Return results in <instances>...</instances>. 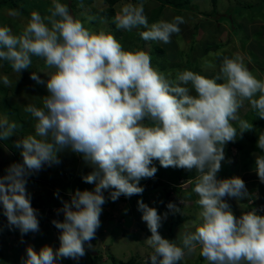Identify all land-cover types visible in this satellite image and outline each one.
<instances>
[{
  "label": "clouds",
  "instance_id": "obj_1",
  "mask_svg": "<svg viewBox=\"0 0 264 264\" xmlns=\"http://www.w3.org/2000/svg\"><path fill=\"white\" fill-rule=\"evenodd\" d=\"M49 12L42 16L32 11L18 35L0 26V60L8 61L14 72L29 69L32 57L52 69L43 72L47 81L31 73L32 80L46 84L48 95L42 97V106L24 108L35 120L34 133L15 142L23 162L12 163L0 176V205L9 227L21 236L39 232L38 210L26 189L28 177L45 164H59L57 154L65 149L81 154L91 166L82 179L94 189H77L70 201H62L57 212L63 221H52L61 230L60 246L46 244L39 251L28 246L20 264H59L62 258L83 257L85 244L92 247L100 227L102 206L121 195H141L140 181L154 178L158 171L154 161L164 168L195 169L194 192L201 211L195 231L183 234L180 247L158 231L168 212L162 216L138 201L151 232L145 242L152 252L145 264H178L185 249L191 253L197 245L208 264H264V215L255 209L248 212L247 203V211L234 216L226 198H246L245 182L238 176L217 178L224 145L253 128L238 115L245 101L264 119V79L248 70L240 54L223 56L212 78L182 70L169 79L152 65L148 52L125 50L110 32L85 28L60 0H52ZM113 22L125 31L146 29L139 32L142 40L164 44L171 43L173 34L181 31L179 25L186 23L177 15L170 22L149 24L143 3L124 4ZM2 82L12 85L6 75ZM16 128V123L0 117V140H7ZM257 147L264 151V133ZM256 172L264 183V156H256ZM167 208L180 212L171 202Z\"/></svg>",
  "mask_w": 264,
  "mask_h": 264
},
{
  "label": "rangeland",
  "instance_id": "obj_2",
  "mask_svg": "<svg viewBox=\"0 0 264 264\" xmlns=\"http://www.w3.org/2000/svg\"><path fill=\"white\" fill-rule=\"evenodd\" d=\"M14 1V9L0 8V26L10 27L13 34L18 35L23 31L32 11H37L42 16L50 15L49 9L52 7V0ZM188 1L192 5H197L199 11L166 7L163 6L162 0H143L142 2L120 0L114 6L116 15L126 3H143L149 24L160 20L170 22L177 15L184 17L186 23L179 25L180 33L173 34L171 43L164 44L158 41L142 40L139 32L146 30L143 28H134L131 31L117 29L113 22L114 17L108 13L111 8L106 0H60L61 3L68 6L70 14L79 19L85 28L94 32L101 29L110 32L125 50L148 52L152 65L169 79H174L176 73L182 70H191L212 78L218 72L223 56L232 57L234 54L242 56L243 63L256 78L264 79V0ZM160 9L162 11L159 16ZM13 11L17 13L15 16L10 15ZM217 53H221V55L217 56ZM47 71H52V69L46 68L44 62L39 59L32 63L27 78L24 79L23 72L19 74L13 70L7 71V66L0 61V86L6 89V91L0 89V117H7L9 122H14L17 125L14 134L3 141L13 148L16 147L15 142L11 141L12 143H10L11 138L18 141L34 133L35 120L24 111L25 106L28 104L42 106V97L48 93L46 84L37 83L41 90L47 92L46 94H43L35 86V81L30 78L31 73L37 72L41 80L47 81L48 77L43 73ZM5 75L12 81L11 86L3 84L2 77ZM193 94L195 93L193 92ZM7 106H11V109L9 110ZM238 115L241 119L253 124V128L245 131L242 138L238 137L235 142H228L224 145V159L221 161V169L217 173V178L226 179L238 176L244 179L243 181L250 180L251 177L256 178L248 183L245 182L248 193L246 198L239 201L226 198L229 205L240 206L243 204L247 206L249 194L258 192L252 197L254 199L264 194V183L260 182L256 172V156H264V151L257 147L258 137L264 133V119H261L251 109L247 101L239 110ZM233 124L239 131L237 122L234 121ZM5 142H0V176L6 173V169L12 163L23 162L21 150L10 151L5 146ZM236 142L243 145V150L240 153L234 145ZM230 143H232L231 146ZM57 155L60 160L59 164L51 166L45 164L39 171L32 173L31 177L33 178L28 177L26 189L30 197L53 191L52 185L43 182L34 174L38 176L50 175L61 170L62 172L57 175L61 174V177H64L63 180L68 182L71 180V175H76L78 168L82 165L83 171L88 169V174L92 171L91 166L84 161L81 154L65 149L58 152ZM164 169L166 173H169L171 167ZM178 169L181 170V168ZM156 175L154 178L142 179L139 186L146 188L151 181H158ZM178 184L181 188L179 191L173 192L171 198L177 199L175 205L180 209V212L173 214L170 211L160 210V204L165 199L162 187L147 191L140 201L149 207L156 208L158 214L162 216L168 212L167 218L162 220L158 231L163 238L174 241L177 246L183 247L181 238L184 233L195 231V227L199 223L197 216L201 208L197 204L199 197L194 192L195 183L191 185L190 181L180 178ZM66 193V198L63 201H70V194L74 193L70 191ZM104 195L107 198L108 191H105ZM134 196L130 198L120 196L115 202L107 200L102 206L101 224L96 231L95 238L91 241L92 247L88 248L85 244L86 254L79 259H72V264H113L109 255H114L121 263L129 261L132 257L143 258L151 254L152 249L145 242L151 236V232L142 220V212L138 210L137 198L139 197ZM60 208H53L52 211L46 210L39 218L40 231L29 232L28 236H21L18 229L10 228L9 225L5 227L9 233H5L4 230L0 233V264H20L21 257H26L28 246H32L37 251L46 244L54 249L58 248L61 230L57 229L52 221H63V214L57 212ZM233 210L238 212L241 209L231 208L232 212ZM194 221L196 224L193 223ZM172 224L173 227H171ZM171 230L172 234H170ZM90 253L97 258H88ZM202 258L204 257L200 255V246L197 245L193 252L186 251L185 257L178 264H208V261L201 262Z\"/></svg>",
  "mask_w": 264,
  "mask_h": 264
},
{
  "label": "trees",
  "instance_id": "obj_3",
  "mask_svg": "<svg viewBox=\"0 0 264 264\" xmlns=\"http://www.w3.org/2000/svg\"><path fill=\"white\" fill-rule=\"evenodd\" d=\"M109 3V7L111 8L109 15L112 17H115V9L114 6L120 1V0H106ZM143 0H138V2H142ZM15 1L14 0H1L0 1V8L1 7H6V8H10V9H14L15 7ZM162 4L163 6H170L173 8H177L178 10L181 9H194L196 11H199V7L197 5H192L190 3V1L188 0H162ZM5 8V9H6ZM163 8V7H162ZM161 9L158 11V15L160 16L161 14ZM164 51V50H163ZM165 52V51H164ZM163 52V53H164ZM176 55V54H175ZM42 60L41 58L38 57H32V63H35L37 60ZM4 65L7 66V71H11L12 68L10 66V63L8 61L5 60H0ZM44 62V61H43ZM30 70H22V72L24 73L23 77L24 79L27 78V73ZM35 86L43 93L46 94L45 91H43V89L41 90L40 85H37V82L35 81ZM0 89H3L4 91H6L5 88L0 86ZM48 94V93H47ZM46 94V95H47ZM7 95V92H6ZM7 108L10 110L11 106H7ZM257 124V123H256ZM259 124V123H258ZM16 142V139H10V143L12 142ZM0 142H5L3 140H0ZM5 146L7 147V149H9L10 151H19L18 148H13L12 146H10L9 144H7L6 142L4 143ZM232 143H230L231 146ZM234 145L236 146V149L238 151V153H240L243 150V145L240 143H234ZM230 152V151H228ZM153 163H155L158 171L156 172V176H157V180L156 182L151 181L150 183H148L147 187L144 188V192L141 195H135L134 197H139L137 198V201H140L147 193V191L149 190H156V188L158 187H162V191L163 194L165 195V199L164 201L161 202V206H160V210L161 211H169V209L167 208V205L169 202L176 204L177 203V199L176 198H171V195L173 192L175 191H179L181 186H179L178 182L180 180V178H184L186 180L191 181V185L195 183V180L198 176V173L195 171V169H193L192 171H187L185 169H181L179 170L178 168H172L169 170V173H166L164 167L160 166V164L157 161H154ZM62 171L59 170L58 173H61ZM34 173V172H33ZM49 173V172H48ZM58 173L55 174H43V175H36L34 174V176L39 177L43 182H47L50 185H52L53 187V191L51 193L48 194H37V196H31V205L33 208L37 209V216L38 219L45 213L46 210H50L52 211L53 208H60L62 207V201L65 200V196H66V192L69 193H75V191L77 189L84 191V190H89L92 191L94 189V184H89L84 182V180L82 179L83 176L88 174V169H85V171H83V165L80 166L78 168V171L76 173V175H71V180L66 182L64 179V177H61V174L57 175ZM32 174L29 176L30 178ZM35 177V178H37ZM38 178V179H39ZM61 178V179H60ZM31 180H36V179H31ZM66 183V184H65ZM171 189V190H170ZM58 191V196L54 195V193H56ZM144 194V195H143ZM123 196V195H121ZM64 197V198H63ZM125 197V196H124ZM44 208V209H43ZM51 214V213H50ZM237 218L240 217V215L236 216ZM49 218L51 219V217L49 216ZM173 222V221H171ZM8 226V221L6 220V217L3 215V210H2V205H0V233H2V231L4 230V232L6 233L8 230L5 228ZM171 227H173V224L171 225ZM11 232V231H10ZM9 233V232H7ZM29 234V233H28ZM28 234H26V236H28ZM125 234H127V232L125 231ZM170 234H172V230L170 231ZM174 242V241H173ZM60 246V244H59ZM58 246V247H59ZM187 251V249H185V252ZM92 253V252H91ZM89 254V256H87L90 259H96L97 257H94L92 254ZM150 254L146 255L143 258H138V257H132L129 261L127 262H118V260L116 259V257L114 255H109L110 256V260L113 264H145V260L146 258L149 256ZM205 261V263L207 262V260H205L204 258L201 259V262ZM60 264H72V258H62L59 261Z\"/></svg>",
  "mask_w": 264,
  "mask_h": 264
},
{
  "label": "built area",
  "instance_id": "obj_4",
  "mask_svg": "<svg viewBox=\"0 0 264 264\" xmlns=\"http://www.w3.org/2000/svg\"><path fill=\"white\" fill-rule=\"evenodd\" d=\"M249 205V211H252L255 209L257 211V214L264 215V194L260 197L250 199L248 202Z\"/></svg>",
  "mask_w": 264,
  "mask_h": 264
},
{
  "label": "crops",
  "instance_id": "obj_5",
  "mask_svg": "<svg viewBox=\"0 0 264 264\" xmlns=\"http://www.w3.org/2000/svg\"><path fill=\"white\" fill-rule=\"evenodd\" d=\"M253 177H251L250 178V180H247V181H244V182H246V183H248V182H250L251 180H255L256 178H253ZM244 180V179H243ZM256 193H258V192H253V193H251V194H249L250 195V197L248 198V201L250 200V199H252V197L253 196H255L256 195ZM248 203V202H247ZM230 208H240L241 210H239L238 212H237V210H233V214H234V216H237V215H242L243 213H245L246 211H247V206L246 205H243V204H240V206H238V205H230Z\"/></svg>",
  "mask_w": 264,
  "mask_h": 264
}]
</instances>
